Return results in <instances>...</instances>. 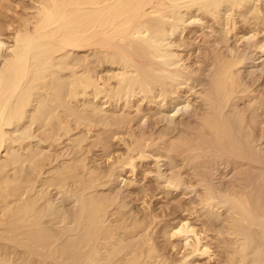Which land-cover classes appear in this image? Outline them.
Returning a JSON list of instances; mask_svg holds the SVG:
<instances>
[{
	"label": "bare ground",
	"instance_id": "1",
	"mask_svg": "<svg viewBox=\"0 0 264 264\" xmlns=\"http://www.w3.org/2000/svg\"><path fill=\"white\" fill-rule=\"evenodd\" d=\"M250 1L253 2L30 0L32 5L25 8L26 13L20 14V11V16L16 14L18 18L6 17L8 20L7 23L4 22L5 25L0 22V264H188V255L182 261L175 262L156 244L150 231L152 216L142 219L131 216L129 220L121 215L120 210L115 209V197L96 193L86 195L89 191L96 192L98 187L104 188L115 177L118 169L129 166L134 173L136 159L144 157L143 149L151 146L162 148L160 145L165 138L162 142L159 141V145L154 137L145 133L137 134L131 130V124L135 120L131 111L124 110L122 114H118L114 109H103V100L107 99L108 104L114 101L116 106L122 102L124 109L131 110L137 102L135 99L133 101L136 93H144L148 97V93L156 90H152L153 83L157 89L156 83H160L159 86L171 83L163 74L158 75L156 79L153 76L162 73L172 64L184 65L182 56L169 49L170 44L175 41V35L179 36V31L181 34L185 31L184 20L187 19L184 11L186 14L196 8L200 11L199 15L202 13L214 18L224 4L236 8L243 4L245 6ZM3 2L4 0L1 2L2 6L0 4L1 7L6 6ZM9 8L12 9L13 6ZM13 11L18 13L17 10ZM259 49L264 56V41L259 45ZM91 51L94 52L93 57L97 56V60L91 59ZM160 60L162 61L159 63ZM232 60L218 51H213L209 57L208 61L213 69L212 90L217 96L216 99L212 97L210 101L213 98V101L220 99V103L222 100L228 101L241 91V78L234 70L237 64ZM104 63L111 68H105L107 65ZM176 83L174 81V85L178 86ZM150 87L152 89L149 91ZM164 90L162 94L169 91ZM210 114L214 116V113ZM207 115L209 112L206 117H202L203 121L200 120L202 129L199 126L198 129L202 135V130L211 135L213 133L212 137L217 135L219 143L216 146H219L221 135L225 134L221 133L220 128L224 125L214 116L217 124H221L219 127L213 117ZM251 118L252 116L250 120ZM263 134L264 130L262 136ZM184 135L170 142L172 152L191 154L190 151L194 150L193 136L189 135L191 142L184 138ZM27 138H39L40 141L55 147L66 138L68 146L65 145L66 149L62 154L65 159L63 158L58 166H51L52 157L47 154L48 151L45 152L42 145L23 144ZM212 139L214 141V138ZM113 142L123 143L126 151H117V154L113 152ZM92 147L99 149V155L93 154L96 157L91 155ZM113 153L116 156H113ZM179 177L174 181L170 179L176 187L181 183ZM73 186L84 190L76 199L70 191ZM204 187L205 192H202V198L201 194L199 197L202 207L204 204L209 208L206 209L207 213L204 212L207 215L211 213L212 216L213 193L208 187ZM231 189H234V185ZM242 193L233 191L230 195L233 196V201L225 194L233 204V209L230 208L233 215L235 210L240 213L245 208L247 210V197L244 200L245 193ZM197 208L198 206L195 210L193 208L192 214L198 213ZM236 215L237 217H234L238 220V214ZM205 224L202 225L203 228L198 229L186 220L175 228L173 226L170 232L166 230V233L169 238L183 239V246L190 249V254L197 253L199 260L215 262L221 253L220 261L223 264H264V251L258 258H253L246 247L247 244L241 240L246 236L242 233L244 229L241 232L239 229L243 235L240 239L236 237L228 244L227 242L231 241L228 237L229 240L225 242V239L219 243L216 247L218 250L215 251L209 240L222 237L221 230L216 232V236H209L210 227L207 229L209 225ZM227 225L226 223L225 226ZM240 225L243 228V224L237 226ZM226 232L225 235H235L233 227ZM253 254L255 255L254 252Z\"/></svg>",
	"mask_w": 264,
	"mask_h": 264
},
{
	"label": "rangeland",
	"instance_id": "2",
	"mask_svg": "<svg viewBox=\"0 0 264 264\" xmlns=\"http://www.w3.org/2000/svg\"><path fill=\"white\" fill-rule=\"evenodd\" d=\"M2 1L3 0L0 1L1 6ZM15 2L17 6H15ZM7 3L8 5L6 4V0H4L3 4H6V6L3 5V7L5 6L4 8L0 6V11L5 9V11L3 10L2 13L0 12V22L2 25H5L4 22L7 23L6 20H8V17H10L9 19L18 18L17 16L20 11V14H23L24 12L26 13L25 8H28L32 5L30 0H8ZM10 6H13V8H9ZM6 7H8V9ZM9 9L10 11H7ZM13 10H17L18 13H14ZM192 10L193 11H190V13L186 12V14L184 11L185 19H187L184 20V24L186 25H184L185 31L182 32V34L179 31V36L176 33V37L173 36V38L175 37V41L174 43H171L172 47L171 44L170 47L168 46L173 52H178V54L182 56L184 65L181 62H179L181 63L179 65L178 63L176 65L172 64L169 67L166 65L168 69H164L162 73H156L153 76L154 79H156L158 75L163 74V76L169 79L168 81H171V83L173 82V85L174 81L175 83L177 81L176 84L178 86L174 85L173 87V85L171 86V83L168 82L167 84L164 83L163 86H159L160 83H156L155 81L156 86L158 84V89L155 88L153 83V89L150 87L148 90H156L152 91L153 94L152 92L148 93V97L144 93H142V95L141 93H136L138 95H136L138 99L136 100V96L133 97V101L135 99L137 102H135V107H133L131 110H128V108L124 109L125 106L124 103L122 105V102L118 103L116 106L114 101H112L111 104H108L109 102L107 103V99L103 100L102 98L103 109H114L116 112H118V114H122L124 110L125 112L131 111V116L135 117H133L135 122H132L131 130H134L137 134L145 133L148 136H152L156 139L159 145L162 142V139L165 137L163 143L160 145L162 148L151 146L147 147V149L145 147L143 149L144 157H140L138 160L136 159L137 164L134 173L131 172V167L129 166L118 169L116 171L117 173L115 177L111 182L108 183L109 185H105L106 187L104 186V188L98 187L99 190L96 188V192H93L94 190H91L92 192H86V195L90 193H96V195L104 194L115 197L117 199L115 205L116 207L114 206L115 209L120 210L122 213L121 215L129 220L135 216H138L139 218L141 217V219L147 216H152L153 219L150 229V231H152V236L161 250L175 262L182 261L185 256L188 255V264H223L220 261L222 260L221 253L215 262L213 260L210 262V260L207 261L206 259L199 260V255H197V253L190 254V249H186L183 246L185 243L183 239L176 240V238H169L167 236L166 230L170 232L173 229V226L175 228L181 222L186 220H189L191 224L198 227V229L199 227L203 228L202 225L204 226L205 223L209 225L207 226L205 224L207 229L212 227L211 229L209 228V236L211 234V236H216V232L218 231L217 233H219V230H221L220 233H222V237L217 238V240H209V243L212 242L210 245H213L212 247L215 251L218 250L216 247L219 245V243H222V241L224 242L225 239V242H227V240L230 238L231 241L227 242L230 244L236 237L240 239L241 236L246 234V236H243V239L241 240L247 244L246 247L250 252V255L253 256V258H258L264 251V134L262 136V131L264 130V98H262L264 96V56H262L259 49V45L262 43V41H264V0H253V2L250 1V3H247L245 6L243 4V6L240 5V7L237 6L236 8L231 5L229 6L224 4L218 11L219 14L217 12L214 18L212 15H208V17L202 13L199 15L200 11H198L196 8ZM201 15L202 17H200ZM213 51H218L227 58H232L234 61H236L237 65L234 70H236L235 73H237L238 77L240 75L241 79H239L242 84V89L239 93L237 92L235 94L234 98H231L232 100L230 99L231 101L222 100L223 102L221 101V103L220 101L218 102L220 99L213 101L217 98V96L212 90L213 69L212 65L208 61ZM93 54L94 52L91 51V59H94L95 61L97 60V56L93 57ZM161 61L162 60L158 62L160 63ZM104 64L105 66L107 65V63ZM139 65L140 63H138V66ZM185 66H188V68ZM105 68L109 69L111 67L110 65H107ZM192 71L194 72L192 73ZM168 72L170 75H172L168 76ZM177 72H179V74H177ZM245 86L247 89L249 88L248 90L246 89V91H244ZM161 88L163 90L165 89L164 92L169 90L166 94L163 92L165 96L162 94L163 90H161ZM212 97H215V99L213 98V100L210 101ZM224 101L226 103H224ZM99 102L102 103L101 100ZM118 105L120 106L118 107ZM251 109H253V111H251ZM256 109L258 110L256 111ZM208 112L209 115H207V117H213L214 120V116H216L218 121L220 123L222 122L223 125L226 126H221L222 123L217 124L216 119L214 120L219 127H222L220 128L221 133H225L221 135L222 141L219 144L220 147L216 146L219 143V139L216 138L217 135L215 136L214 134L212 137L213 133L211 135V133L208 131L206 133L204 130H202V133H204L203 135L200 133V129H202V117H206V113L208 114ZM211 112L214 113V116H211ZM243 114L244 116L248 114V116L244 117ZM250 115L252 118L254 117V121L252 118L250 120ZM259 118L261 119L259 120ZM248 119L250 122H247ZM199 122L200 125H198ZM198 126L200 129H198ZM250 126L254 128L252 129ZM165 133L166 136H164ZM251 133H253V135ZM183 134L187 136L186 137L184 135V138L191 142L193 138L194 142L192 143H194V150L192 149L193 151H190L191 154H189V152L177 153L171 151L170 145L172 143L170 144V142L175 141L177 137H183ZM161 135H163V137H161ZM189 135L193 137L191 138ZM212 138H214V141ZM27 139L24 140L23 144L33 146L42 145L41 147L45 150V152L48 151L47 154L52 157L51 166H58L60 162L63 161V158L65 157L62 155L63 150L66 149L65 145L68 146V141L65 140L66 138H64V140H62V142H60V144L56 147L49 146L48 143L40 141L39 138H32L33 140H30L31 138ZM215 139L217 140L215 141ZM111 150L117 154V151L125 152L126 147L123 145V143L116 144L113 142V147ZM92 151L93 153L91 155L94 157H96L95 155L100 154L99 149L97 148L95 149L92 147ZM192 152L194 153L192 154ZM113 154V156H116L115 153ZM256 154L258 155L256 156ZM159 171L160 173H158ZM179 176H181V178ZM178 177L181 179L180 184L182 185L180 186V184H177L179 187H176L172 181ZM200 183L203 186L202 188ZM233 185L234 189H231ZM204 186L209 188V191L213 193V197L215 198H213V201L211 202L214 206V210H211L213 214L212 216L211 213L210 215L206 214V209L209 210V208H206L204 204L202 207L200 200V197L202 198V192H205ZM73 187L72 188L75 192L72 188L70 191L71 195H73V197L76 199V197L78 198V196H80L84 190L82 191L79 187ZM228 188H230L229 191ZM235 188H237L236 190L241 193L244 191V200L247 197L245 200L247 210L245 208L244 211H241V213L236 210L234 211L236 214H238V220L235 219L237 215L235 213L233 215L230 209H233L232 202L227 199L228 196V198H231L233 201V196L230 195L233 191H236ZM225 192H227V194ZM244 193H242V195H244ZM200 194L201 196L199 197ZM76 205H78V203ZM215 205L220 206V208H216ZM197 206L198 208L196 210L198 211V215L192 214ZM249 209L252 211H249ZM214 211L217 214L214 213ZM214 219L216 220L214 221ZM233 219L234 222L236 220L235 223L233 222ZM246 219H249V221ZM203 220L204 222L202 223ZM209 220H211V222H209ZM244 220L246 221L245 223ZM231 222L234 224H231ZM224 223L228 224L227 227ZM239 224H243V228L241 227L242 225H240L241 228L238 227L237 225ZM230 226L233 227L235 231V235L233 236L227 233L231 228ZM223 229L227 231L226 235L224 234L225 231ZM239 229L240 232L244 229V232H242L243 235L239 232ZM262 243L263 245H261ZM173 245L176 247L174 248ZM180 258L182 259L180 260Z\"/></svg>",
	"mask_w": 264,
	"mask_h": 264
}]
</instances>
